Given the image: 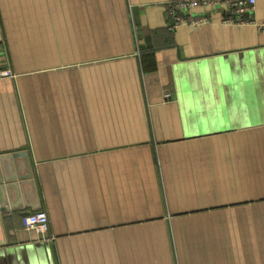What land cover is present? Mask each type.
Segmentation results:
<instances>
[{
	"label": "crops",
	"instance_id": "obj_1",
	"mask_svg": "<svg viewBox=\"0 0 264 264\" xmlns=\"http://www.w3.org/2000/svg\"><path fill=\"white\" fill-rule=\"evenodd\" d=\"M174 1L0 0V155L30 157L54 236L4 212L0 264H264V29L170 37Z\"/></svg>",
	"mask_w": 264,
	"mask_h": 264
},
{
	"label": "built area",
	"instance_id": "obj_2",
	"mask_svg": "<svg viewBox=\"0 0 264 264\" xmlns=\"http://www.w3.org/2000/svg\"><path fill=\"white\" fill-rule=\"evenodd\" d=\"M257 0H177L167 5V25L176 29L182 24L199 27L210 22L212 11L221 12L222 22L227 24L259 23L264 29V21L256 22L253 18L245 19L244 13H251L256 7ZM198 9L203 11L196 12ZM16 73L9 67L0 65V78H15ZM166 98H171L169 89L164 91ZM23 226L28 230H35L42 239L53 240L50 231V221L45 209H38L25 214L22 218Z\"/></svg>",
	"mask_w": 264,
	"mask_h": 264
},
{
	"label": "water",
	"instance_id": "obj_3",
	"mask_svg": "<svg viewBox=\"0 0 264 264\" xmlns=\"http://www.w3.org/2000/svg\"><path fill=\"white\" fill-rule=\"evenodd\" d=\"M40 207L30 157L25 150L0 155V224L6 211L20 210L22 215ZM0 244H8L4 240ZM1 252V251H0Z\"/></svg>",
	"mask_w": 264,
	"mask_h": 264
},
{
	"label": "trees",
	"instance_id": "obj_4",
	"mask_svg": "<svg viewBox=\"0 0 264 264\" xmlns=\"http://www.w3.org/2000/svg\"><path fill=\"white\" fill-rule=\"evenodd\" d=\"M167 17V13H166ZM175 29H170L168 25L166 26V32L171 37V33H173ZM139 58H140V66L143 73L145 72H152L156 68V59H155V53L156 49L153 46H144L139 48ZM18 212H13V214H17ZM19 214H21L19 212Z\"/></svg>",
	"mask_w": 264,
	"mask_h": 264
}]
</instances>
